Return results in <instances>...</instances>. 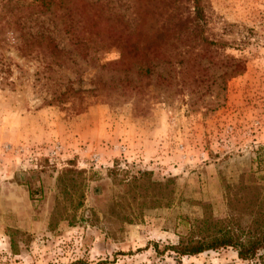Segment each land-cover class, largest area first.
<instances>
[{
  "label": "rangeland",
  "instance_id": "obj_1",
  "mask_svg": "<svg viewBox=\"0 0 264 264\" xmlns=\"http://www.w3.org/2000/svg\"><path fill=\"white\" fill-rule=\"evenodd\" d=\"M205 4L206 33L223 41L217 52L242 60L237 75H224L229 64L203 48L189 58V75L165 61L164 78L135 77L138 93L112 89L111 97L99 82L122 72L91 65L68 46L74 62L47 68L26 46L29 28L42 19L53 28L52 15L33 10L20 26L0 21V264H258L232 248L165 250L185 230L183 217L202 215L201 204L224 213L223 186L255 168L264 145V0ZM117 57L108 50L100 63ZM57 87L96 90L48 103ZM115 160L116 178L140 170L155 181L174 178L173 203L148 208L133 223L108 216L123 191L108 175ZM70 163L86 171L84 204L72 222L50 230L56 176Z\"/></svg>",
  "mask_w": 264,
  "mask_h": 264
},
{
  "label": "trees",
  "instance_id": "obj_2",
  "mask_svg": "<svg viewBox=\"0 0 264 264\" xmlns=\"http://www.w3.org/2000/svg\"><path fill=\"white\" fill-rule=\"evenodd\" d=\"M206 0H0V21L17 24L28 20L35 10L40 15H52L53 28L44 26L28 31L26 46L34 45L43 66L59 67L78 54L91 65L114 73L122 72L109 81H100V90L111 97L112 89L121 93H138L135 77L152 80L164 78L165 61L172 71L189 75L188 60L203 48H215L214 57L229 64L224 75L233 77L242 69V60L217 52L221 39L211 38L205 30ZM28 9L26 15H16L14 8ZM39 15V16H40ZM15 16V18H13ZM70 47L72 51L67 49ZM24 49V44L21 46ZM26 49V48H25ZM115 50L118 57L101 62V53ZM54 85H57L55 83ZM59 86V84H58ZM53 89V100L79 98L81 92L94 91L70 87ZM83 98V97H82ZM71 100L72 105L74 102ZM252 161L256 167L242 171L235 183L223 186L225 211L216 216L210 204L203 203L202 215L194 219L183 217L185 230L174 244L165 246L177 255H196L209 250L232 248L242 260H257L264 264V145L259 146ZM122 169L117 160L108 168L114 183L122 184L123 191L113 201L108 216L133 223L140 220L146 209L165 206L174 201V178L155 181L148 171L116 178ZM86 171L73 163L58 171L54 205L48 228L54 229L62 220L72 222L83 207L87 187ZM118 216V218H117ZM10 244L15 250L12 234Z\"/></svg>",
  "mask_w": 264,
  "mask_h": 264
}]
</instances>
